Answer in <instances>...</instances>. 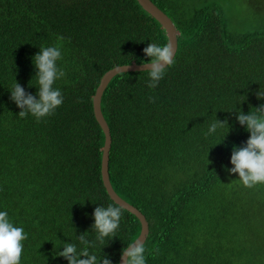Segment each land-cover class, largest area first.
Instances as JSON below:
<instances>
[{
  "label": "trees",
  "instance_id": "trees-1",
  "mask_svg": "<svg viewBox=\"0 0 264 264\" xmlns=\"http://www.w3.org/2000/svg\"><path fill=\"white\" fill-rule=\"evenodd\" d=\"M150 1L178 32L175 63L155 88L147 71L107 85L111 186L148 222L146 264H264V197L250 212L248 189L228 171L233 145L249 137L236 112L264 105V30L231 33L213 0ZM149 43L163 46L167 36L136 0H0V211L27 234L21 264H68L58 253L66 243L86 247L81 234L90 254L118 264L138 237V219L123 209L116 237L101 244L92 228L96 207L116 205L101 181L104 134L92 98L107 71L147 62ZM57 44L63 104L40 122L20 118L10 91L16 81L36 96L32 57ZM215 119L228 133L205 135ZM249 220L260 230H234L232 249L221 244L222 230Z\"/></svg>",
  "mask_w": 264,
  "mask_h": 264
},
{
  "label": "clouds",
  "instance_id": "clouds-1",
  "mask_svg": "<svg viewBox=\"0 0 264 264\" xmlns=\"http://www.w3.org/2000/svg\"><path fill=\"white\" fill-rule=\"evenodd\" d=\"M57 40L63 42L65 37L57 36ZM61 47L62 44L41 47L32 57L38 84L36 96L27 93L15 81L10 91V99L20 109L18 113L20 118L31 114L37 122H40L45 117L53 115L63 104L61 90L54 87L56 81L66 75L57 63L62 60ZM143 52L149 58L144 63L145 71L150 78L147 87L155 88L164 77L166 69L175 63V50L171 43H165L163 46L149 43ZM258 95L259 93L257 97ZM149 99L154 102L153 98ZM235 118L249 133V137L243 146L233 145L230 157L232 167L228 171L237 174L239 182L245 188L251 189L257 185H264V105L255 108V112L247 114L239 110ZM223 126L227 127L228 133L227 121L215 119L205 135L214 134L219 127ZM92 216L94 220L92 228L97 233V241L104 244L107 238L116 237L115 234L122 219V206L113 204L107 207L98 206L94 209ZM26 239L27 234L23 227L15 226L7 211H0V264H21L23 242ZM78 239L86 247L78 252L75 244L66 243L58 256L66 259L68 264H112L106 256L98 259L96 254L89 253L87 246L90 242L83 234L79 235ZM145 251V242H141L138 237L134 238L131 243L121 249L122 264H146Z\"/></svg>",
  "mask_w": 264,
  "mask_h": 264
},
{
  "label": "water",
  "instance_id": "water-1",
  "mask_svg": "<svg viewBox=\"0 0 264 264\" xmlns=\"http://www.w3.org/2000/svg\"><path fill=\"white\" fill-rule=\"evenodd\" d=\"M139 6L151 17H153L164 29L168 43H171L173 49L175 50V54L177 51V36L178 32L172 23L171 19L162 12L154 3L150 0H136ZM146 69L144 68V64L139 65H122L114 67L113 69L107 71L100 79L99 85L96 88L95 94L92 98V106H93V114L96 122L101 128L104 134V144L102 149V157H101V181L103 187L109 196V198L119 206H122V209L134 215L141 226L140 233L138 235V239L141 242H145L146 237L148 235V222L144 215L138 211L135 207L124 201L120 198L116 192L113 190L108 174V161H109V150L111 146V136L108 125L102 115L101 112V97L109 84V82L118 74L128 73V72H143ZM122 264L121 256L119 259V263Z\"/></svg>",
  "mask_w": 264,
  "mask_h": 264
},
{
  "label": "rangeland",
  "instance_id": "rangeland-1",
  "mask_svg": "<svg viewBox=\"0 0 264 264\" xmlns=\"http://www.w3.org/2000/svg\"><path fill=\"white\" fill-rule=\"evenodd\" d=\"M196 5H208L210 0H192ZM217 2L222 9L225 25L231 33L244 34L251 33L254 30H264V0H213ZM197 7V6H195ZM235 177V174L233 175ZM237 178V177H236ZM248 189V209L250 212L254 211L257 207L255 203L262 202L264 194L261 192H253V188ZM240 216L245 217V213H241ZM234 230H260L258 222L255 220L253 223L251 220L247 221L245 225H237L236 228L231 226L222 230V237H224L221 243L224 246H228L230 249L233 247L235 239ZM247 231L239 233L238 237L243 238L248 236ZM254 238L250 236V240ZM218 244V243H217ZM246 258L237 260L236 264H245Z\"/></svg>",
  "mask_w": 264,
  "mask_h": 264
},
{
  "label": "bare ground",
  "instance_id": "bare-ground-1",
  "mask_svg": "<svg viewBox=\"0 0 264 264\" xmlns=\"http://www.w3.org/2000/svg\"><path fill=\"white\" fill-rule=\"evenodd\" d=\"M202 35V34H201ZM204 116V115H203ZM193 144V143H192ZM197 159V158H196ZM179 160V159H178ZM81 173V172H80ZM202 185V184H201ZM175 186V185H174ZM166 234V233H165Z\"/></svg>",
  "mask_w": 264,
  "mask_h": 264
}]
</instances>
